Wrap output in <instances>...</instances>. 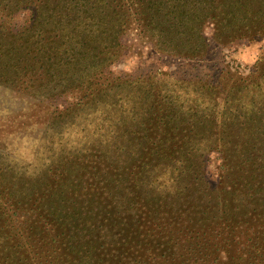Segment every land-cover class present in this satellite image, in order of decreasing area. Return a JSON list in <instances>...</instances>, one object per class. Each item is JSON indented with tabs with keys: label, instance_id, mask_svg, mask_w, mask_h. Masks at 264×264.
Here are the masks:
<instances>
[{
	"label": "rangeland",
	"instance_id": "1",
	"mask_svg": "<svg viewBox=\"0 0 264 264\" xmlns=\"http://www.w3.org/2000/svg\"><path fill=\"white\" fill-rule=\"evenodd\" d=\"M221 1L226 0H212L209 8L218 7ZM241 1L237 7L239 11L232 8L233 15L227 7L226 17H220L219 21L215 18L219 11H212L209 14L212 17L203 19L202 38L194 40L197 46L191 43L187 51L195 54L194 57L171 55L166 45L163 49L157 42L164 43L168 35L161 39L151 38L134 22L123 37L124 49L118 56L109 51L98 57L101 69L91 84L100 89L106 85L113 87L109 100L116 101L124 91H129V82L141 78L143 81L145 77H151L155 82L154 78L162 82H181L189 90L182 91V97L193 99L189 104L196 100L209 102L215 113L217 108H223L225 99L230 100L229 109L231 104L239 101L237 106L243 105L246 112L253 97L259 95L255 102L259 107L256 113L260 115L248 117H258V121L251 119L244 127L245 118L236 126L226 123L221 126L209 120L205 128L200 129L206 136L202 139L205 145L192 146V172L202 174L204 183L198 188L189 186L182 195H176L169 184H164L165 191L164 187L158 186L155 192L150 189L146 193L148 196L142 195L143 186L140 185L134 197L127 196L126 199L122 193L111 194L109 191L110 187L117 186L118 176H130V169L148 158L144 140L150 142L148 150L155 149L151 157L158 160L157 146L166 131H158L156 121L150 123L152 129L145 125L148 134L137 133L136 137L141 138L143 145L134 150V164H112L113 154L110 161L105 152L87 147L82 148L83 152L69 148L68 152L61 151L62 155L48 153L46 158L56 156L52 160L54 164L39 165L40 146L52 139L57 142L58 131L62 133L60 136L64 134L61 116L68 113V103L75 99L70 93L63 94L62 90L54 97H33L17 91L11 84L0 83V262L65 264L69 260L75 264H197L194 261L202 257V260L210 258L209 264H234L236 260L224 259L231 255L228 250H243L245 244L256 243V234L264 235V28L261 29L264 26V0ZM22 20L17 18L18 23L22 22L18 25L20 28L24 26L23 17ZM218 23L223 28L220 31ZM177 46L178 51L186 48L183 43ZM196 48L199 51H194ZM118 89L120 92L116 94ZM116 115L119 116L117 112ZM163 117L161 114L159 121L164 120ZM231 120L235 121V118ZM181 128L185 129V126L181 125ZM180 129L175 133L178 138L173 135L169 142L176 145L174 153L179 148V137H183L184 131ZM164 151L171 152L170 147ZM83 158L86 160L81 161ZM242 163L248 164L246 174L245 167L240 166ZM223 164L227 166L226 172ZM84 165L93 167L88 170L91 174L85 176L82 172L77 177L73 170H82ZM3 166L10 170L3 172ZM144 172L147 173L148 168ZM241 176L249 180L244 190ZM238 188V194L247 197L252 204L245 205L237 213H226V218L235 220L232 223H227L225 218L219 220L220 237L211 236L210 224L199 223L223 212V199L217 198L216 193L225 197L228 191L234 194ZM158 189L163 191L162 194ZM10 193L14 196L8 195ZM249 196L253 198L250 200ZM245 213L251 214L246 215L247 220L236 221ZM45 230L51 233L43 232ZM1 234L4 238L9 235L11 239L4 242ZM126 244L137 251L133 259L119 258L120 248H126ZM63 253L68 259H60ZM239 264H250V261L246 259Z\"/></svg>",
	"mask_w": 264,
	"mask_h": 264
},
{
	"label": "trees",
	"instance_id": "2",
	"mask_svg": "<svg viewBox=\"0 0 264 264\" xmlns=\"http://www.w3.org/2000/svg\"><path fill=\"white\" fill-rule=\"evenodd\" d=\"M211 2L212 0H0V83L5 86L11 84L17 91L26 92L33 97H54L57 91L62 90L63 94L70 93L75 99L74 102L68 103L70 106L68 113L61 116L64 120L61 122L64 130L61 131L64 134L60 136L62 133L58 131L57 142L52 141L54 137H51L52 140H48L45 146H40L41 153L37 158L39 165L47 167L54 164L52 160L56 156L52 159L46 158L48 153L62 155L61 151L68 152L69 148L83 152V149L87 147L94 148L98 152H105L109 160L112 159V164L119 163L126 166L134 164L132 158L135 155L134 150L143 145L141 138L139 140L136 137L137 133L142 136L148 134L149 130L145 125H149L152 129L151 122L156 121L158 124L156 129L161 133L166 131L162 134L161 146H157L160 153L158 160L151 157L155 149L148 150L150 142L144 140L148 158L143 159L142 162L139 161V165L130 169L132 171L130 176H118V181L115 182L117 186L110 187V193L118 192V195L124 194L125 199L127 196L133 198L136 188H140V185L143 186L141 193L144 195L150 192V189L155 192L157 186L164 187L162 189L165 191L164 184H169L176 195H182L188 191L189 186L198 188L197 186L204 183L202 174L192 172L194 167L192 146L205 145L202 139L206 136L205 133H200V129L205 128L209 120L221 126L225 123L236 126L242 118H245L244 127L251 119L258 121V117L248 118L254 114L260 115L256 113L259 107L255 98L259 96L258 94L253 97L249 110L246 112L243 105L241 108L237 106L239 101L231 104L229 109L230 100L225 99L223 108H217L215 113L209 102L196 100L189 104L193 99L183 98L181 95L182 91L189 92V90L178 81L162 82L154 78L155 82L151 77H145L141 81V78L138 81L129 82V91H124L116 101L112 98L108 99L114 91L113 87L106 85L101 89L93 88L91 82L97 79L96 74L101 69L98 57L109 51L118 56L124 49L123 37L134 24L141 31L148 33L151 38L161 39L168 35L170 38L167 37L165 44L161 40L157 42L160 48L166 45L171 50L168 52L171 55L194 57L195 54L187 51L191 43L197 46L194 40L202 38L203 19L212 17L209 15L212 11H219L220 13L214 16L219 21L220 17H226L227 7L230 9V15H233L232 8L239 11L237 7L242 1H221L218 7L209 8ZM228 3L230 5L227 6ZM250 5L247 4V6ZM22 17L25 22L23 28H20L18 25L22 22L18 23L17 18L23 21ZM220 25H217L219 31L223 29ZM263 28L264 26L261 29ZM178 43H183L186 48L182 51L176 50L180 49L177 46ZM194 51H199V48ZM159 83L164 84L157 87ZM71 85H76V88H71ZM259 86L262 89L261 85ZM67 88L68 91H66ZM119 92V89L116 90V94ZM235 106L237 107L234 109ZM212 111L215 114H212ZM119 112L122 117H125L124 119L120 117ZM161 114L164 115V120L159 121ZM146 115H149V118L144 119ZM234 118L235 121H232L231 119ZM181 125L185 126V129H180ZM179 129L184 131L183 137H179V148L177 153H174L176 145L172 146L169 142L173 135L178 138L175 133ZM169 147L171 152H165L164 150ZM218 151L220 152V148ZM111 154L114 156L110 159ZM85 160V158L81 159V161ZM155 161L158 163L152 165ZM86 162L90 163V160ZM100 164L104 163L100 162ZM247 165V163L240 164L241 167ZM84 167L82 170H73L77 172V177H80L82 172L85 176L91 174L88 170L93 167L89 168L88 165ZM146 168L148 172L143 173ZM223 168L226 172L227 166L223 164ZM8 169L9 167L3 166L2 171L7 172ZM239 171L241 172V169ZM243 171L244 174L248 172L246 167ZM96 179L99 178L96 177ZM242 179H244V186L242 185L244 190L249 180L245 177ZM105 189L107 191L108 188ZM235 190L234 194L228 191L225 197L216 193L219 195L217 198L223 199L224 203L221 202L224 206L223 212L219 211V216H210L211 218L209 217L206 222L200 220L202 222L199 224H210L211 236L220 237V229L217 227L219 220L225 218L227 223L235 220L226 218V213H237L245 205L252 204L247 197L242 198L241 194H238L239 188ZM158 192L162 194L163 191L158 189ZM8 195L14 196L12 193ZM252 198L249 196L250 200ZM114 203L116 204V201L113 200ZM262 209L264 212V206ZM33 212L36 211L33 210ZM244 215L242 218H236V221L247 220L246 215L251 214ZM236 221H234L235 224L238 223ZM5 223H8V220ZM202 227L207 226L202 225ZM43 232L51 233L50 230ZM1 236L4 238L2 234ZM4 239L5 242L11 239V236L8 235ZM255 241L257 244H245L243 250L241 248L228 250L231 255L224 259L236 260L237 263L234 264H239L246 259L250 261V264H264V235L256 234ZM136 253L135 248L130 249V246L126 244V248H120L119 258L130 260ZM64 257L68 259L66 253H63L60 259ZM209 261L210 258L202 260L201 257L194 262L209 264ZM0 264L3 263L0 262ZM65 264L75 263L66 260Z\"/></svg>",
	"mask_w": 264,
	"mask_h": 264
}]
</instances>
